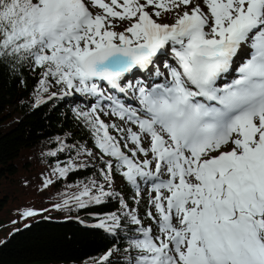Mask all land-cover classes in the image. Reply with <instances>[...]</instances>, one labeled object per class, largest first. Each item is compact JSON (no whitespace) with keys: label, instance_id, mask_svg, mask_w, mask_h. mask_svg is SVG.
Returning <instances> with one entry per match:
<instances>
[{"label":"snow or ice","instance_id":"snow-or-ice-1","mask_svg":"<svg viewBox=\"0 0 264 264\" xmlns=\"http://www.w3.org/2000/svg\"><path fill=\"white\" fill-rule=\"evenodd\" d=\"M4 64L39 72L37 107L57 88L95 98L73 111L98 153L60 137L47 153L75 149L103 165L64 207L117 196L116 174L137 206L149 192L143 216L119 197L122 212L97 225L125 233L123 261L114 246L90 264H264V0H0ZM105 85L132 89L139 107ZM87 166L69 157L52 172Z\"/></svg>","mask_w":264,"mask_h":264},{"label":"trees","instance_id":"trees-1","mask_svg":"<svg viewBox=\"0 0 264 264\" xmlns=\"http://www.w3.org/2000/svg\"><path fill=\"white\" fill-rule=\"evenodd\" d=\"M39 78L38 71L26 66L14 71L10 64L0 65V186L7 184L0 190V214L8 210V216L0 218V264H90L114 246L120 251L113 260L122 262L126 243L121 237L125 233L112 235L97 225L105 215L122 212L119 197L138 207L141 216L147 204H134L135 190L116 174L112 189L117 196L85 208L75 203L63 206L83 184L100 180L103 165L83 154L77 156L75 149L47 156L59 146L56 137L68 145L84 144L98 150L73 111L77 107L87 110L89 105L73 96L57 95L49 100L45 94L46 103L37 107ZM69 157L88 166L57 179L52 169L58 160L64 166ZM46 178L54 181L47 188ZM25 209L37 214L23 217Z\"/></svg>","mask_w":264,"mask_h":264},{"label":"rangeland","instance_id":"rangeland-1","mask_svg":"<svg viewBox=\"0 0 264 264\" xmlns=\"http://www.w3.org/2000/svg\"><path fill=\"white\" fill-rule=\"evenodd\" d=\"M162 71H165V76H166L167 75L166 70L163 69ZM144 73H146V72H144ZM144 73H141V72L135 73L136 74V78H138V79H140L142 81L146 80L149 83H154L155 80H159L158 78H155V77H152V76H147ZM133 83H135V80L133 81ZM155 83H160V82L158 81V82H155ZM105 89H106V93L105 94H109L110 93V94L116 96L117 98H119L121 100L122 99H126L124 96H120V95H117L114 92H111L108 89V86L107 85H105ZM61 92L62 91H58L57 92L60 97H62V93ZM127 92L130 94V96L127 97V98L128 99H131L132 98V95L135 92L132 89H127ZM119 94H121V93H119ZM70 96H73V98L76 99V100H81L83 103H86V105H89V106L91 105V103H94L95 102V98L87 97V96H82L81 94H74V95H70ZM136 102H138V99L137 98H136ZM104 103H105V105L107 104V102H104ZM126 106H127V104H126ZM102 118L105 119L106 122H115L118 125H121V126H124V127H132V129L134 131H138V129H137V127L135 125L127 124L125 121L119 120V118L116 117V116H114V115L109 114L108 116H102ZM6 185H7L6 183H3V185L0 186V190L1 191L5 190ZM148 197H149V192L147 190H145L143 192V203H146L147 204ZM147 207H148V205H147ZM7 216H8V210L7 209L0 214V218L7 217Z\"/></svg>","mask_w":264,"mask_h":264},{"label":"bare ground","instance_id":"bare-ground-1","mask_svg":"<svg viewBox=\"0 0 264 264\" xmlns=\"http://www.w3.org/2000/svg\"><path fill=\"white\" fill-rule=\"evenodd\" d=\"M161 70H163V69H161ZM144 74L147 75V76H149L147 72L144 73ZM135 76H136V74H135ZM149 78H150V77H149ZM158 79H159V80H155L154 83H155V82H158V81H159L160 83H163L165 78H164V77H160V78H158ZM108 89H110V88L108 87ZM110 90H111V89H110ZM112 91H113L114 93H116L117 95H120L117 91H115V90H112Z\"/></svg>","mask_w":264,"mask_h":264}]
</instances>
